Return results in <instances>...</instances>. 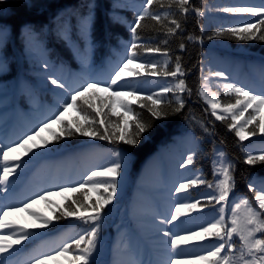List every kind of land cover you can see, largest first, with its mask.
I'll use <instances>...</instances> for the list:
<instances>
[{"label": "trees", "instance_id": "trees-1", "mask_svg": "<svg viewBox=\"0 0 264 264\" xmlns=\"http://www.w3.org/2000/svg\"><path fill=\"white\" fill-rule=\"evenodd\" d=\"M86 3L92 9L90 36L82 33L79 16L70 15L74 9L86 14L83 7ZM262 5L264 0H190L186 14L178 12L175 6L160 9L154 5L151 9L154 13L166 10L174 13L181 28L177 30V35L166 36L165 29L160 25L151 20L144 21L145 26L138 29L141 41L149 47H159L169 55L163 57L149 54L141 48L137 50L136 62L152 61L162 66L167 59L169 70H174L176 58L179 57L185 73L182 78L191 90V94H182L184 109L165 119L153 120L146 109L139 108L138 102L133 103V111L140 114V119L152 121V128L135 148L79 135L53 142L47 148H34L33 153L14 162L20 163L21 167L9 177L7 191L0 192V208L8 210L16 207L9 205V199L17 198L14 192L20 183H31L32 172L35 170L54 164L78 166L82 156L91 154L102 155V161L94 168L99 169L114 162L115 152L120 150L125 157L123 175L113 203L105 209L98 250L92 257L93 264H137L136 258L149 256L147 250H157V245L162 242L166 244L167 264L170 257L175 259L176 256L171 252L170 244L166 243L168 238L163 236L160 229L187 234L219 216L221 205L214 202L209 205L206 200V197L218 194L214 188L207 187L209 183H216L213 161L220 160L218 153L223 152V159L231 164L234 188L230 194V203L247 197L254 204L249 186L255 183L259 187L260 182L264 181V164L257 162L249 165L245 160L248 154L264 153V136L258 134L240 142L235 132L228 128L230 117L224 121L216 120L200 95V90L204 83L203 77L207 76L209 89L217 93L222 104L234 102L235 99L234 95H223V83L234 82L257 94L264 92V41H239L227 33L216 35L226 28L241 27L246 22L258 19L249 14L234 15L218 9ZM142 6L143 0H6L0 3V22L10 25L14 33L5 53L10 70L0 75V146H15L16 142L36 130L42 121L51 117L59 104L68 98V92L56 89L51 85L49 77L64 81L69 90L80 88L86 81L107 84L111 73L129 54L133 38L129 29ZM193 8L200 9L204 14L197 16ZM58 16H62L63 21ZM24 25H31L35 33L29 35L25 31L21 34ZM165 39L168 40L167 44L162 42ZM181 43L185 46L183 50L180 49ZM45 64L48 66L44 67ZM216 71L225 73L227 79L210 75ZM123 83L143 96L173 85L175 79L130 76ZM163 99L174 102L171 93ZM82 107L91 113L86 106ZM43 113L47 114L46 119L33 125L27 124L28 121L36 122ZM73 115L70 112L68 118ZM109 119L113 123L117 122L116 117L109 116ZM19 126L25 128L26 132L12 142L11 132ZM44 135L48 137L47 133ZM193 153V163L187 168L180 167ZM216 168H219L218 163ZM88 174L74 186H78ZM197 178L204 180L205 184L190 187L183 194L174 191L180 182ZM21 193L26 196L18 206L22 207L25 202L31 203L35 199L37 202L30 211L49 219L53 218V213L60 215L58 206L66 209L77 197L83 200L79 192L65 193L52 196L51 203L46 204L39 200L40 194L28 198L25 187ZM89 195L90 202H95L96 193ZM197 200L201 201L202 211L181 217L173 224L159 223L160 219L169 216L161 215L160 208H167L172 213L177 203ZM226 217L229 220L231 218L227 209ZM238 218L243 225L246 218L243 207L238 210ZM9 219L28 227L33 234L25 244L16 246L15 254L11 257L15 264H31L35 256L75 238L88 227L74 217L53 219V223L46 229L32 228L31 225L37 222L23 212L10 215ZM233 239L239 249V237L234 236ZM215 243L212 240L203 246L188 245L183 256L187 258L200 254ZM27 255H31L28 260ZM235 255L238 256L239 251Z\"/></svg>", "mask_w": 264, "mask_h": 264}, {"label": "snow or ice", "instance_id": "snow-or-ice-1", "mask_svg": "<svg viewBox=\"0 0 264 264\" xmlns=\"http://www.w3.org/2000/svg\"><path fill=\"white\" fill-rule=\"evenodd\" d=\"M6 0H0L4 3ZM190 0H143V6L138 11L133 24L130 26L132 41L129 54L125 60L111 73L107 84H100L97 81H86L80 88L69 90L64 81L55 77H49L51 85L56 89H63L68 92V98L59 104L57 110L51 117L41 122L37 129L26 138L16 142L15 146H0V192L7 191L10 183L9 177L21 167L22 157L33 153L34 148H47L53 142L61 139L71 138L75 135L90 137L96 140L108 141L110 143H120L131 148H135L141 138L152 128V121H145L139 118V113H135L132 108L133 103L138 102L141 109H146L153 120L167 118L170 114L179 113L185 107L182 94L191 90L187 87L182 78L185 73L182 71L179 57L176 58L174 70H169L168 60L163 61L162 66L156 62L146 61L137 63L138 49L143 48L149 54H159L168 57L169 53L159 47H149L141 41L138 29L145 25L146 20L154 21L157 25L165 29L166 36L177 35V30L181 28L175 14L169 11L152 12L154 5L160 9H171L175 6L178 12L186 14L189 11ZM84 10H73L70 15L79 16L81 31L85 36H90L92 29V9L90 4H85ZM197 16L203 15V11L193 8ZM218 11L230 14H249L257 17L255 22H246L241 27H230L216 35L229 34L239 41H264V5L260 7H223ZM58 19L63 21L62 16ZM27 32L29 35L35 33L31 25H24L21 34ZM63 31V24L61 26ZM13 29L7 23L0 22V75L7 73L10 69L6 61L5 53L9 40L13 36ZM189 39H192L189 37ZM212 39V37H209ZM164 44L168 43L165 39ZM184 44H180V49H184ZM48 65L45 64L44 67ZM134 66V67H130ZM134 69H139L135 71ZM215 77H227L225 73L216 71L210 73ZM135 76H163L172 77L175 83L164 87L159 92L150 95H138L135 90L127 88L123 83L128 77ZM203 85L200 95L211 109V115L218 121H224L230 117L228 128L235 132V136L240 142L248 140L258 134L264 136V92L259 94L238 86L236 83H223L224 96L235 97L234 102L221 103L216 92H211L208 87V77H203ZM171 93L172 100L165 101L164 96ZM209 95L211 98H209ZM99 103H96V102ZM90 109L92 115L84 109ZM107 109L108 111H105ZM251 110V111H249ZM74 113L72 118H68L69 113ZM227 114V115H224ZM247 114V115H246ZM109 116L116 117L117 122L113 123ZM97 117L99 119H97ZM203 127V125H201ZM205 131L207 129L205 128ZM45 133L48 137L45 138ZM6 147V150H5ZM193 154L189 155L184 163L180 165L187 168L193 163ZM220 160L213 161L215 184H207V187L214 188L218 194L206 197L209 205H221L219 216L198 230H191L187 234L173 233L171 229L162 231L167 237V244L176 258H169L167 264H264V181L257 187L255 183L250 184L249 191L253 193V200L244 197L237 202L230 203V194L234 188V177L231 171V164L227 163L223 157L224 153H218ZM116 160L110 165L93 169L89 172L78 186H64L60 191H47L39 195V200L50 204V198L55 195L65 193H81L83 200H72L66 209L58 206L60 215L53 213V218H45L42 215L31 212L30 209L37 201L32 199L31 203L25 202L23 206L11 207L8 210L0 208V264H15L11 259L15 254L16 246L29 241L32 233L28 227L19 225L9 219L10 215L23 212L31 216L37 223L31 225L32 228L46 229L53 223V219L74 217L88 227L75 238L62 242L56 248L35 256L31 264H93V254L97 252L100 241L101 221L107 206L111 205L117 195L119 180L123 175L124 155L120 150L115 152ZM257 162L264 164V153L260 155L248 154L245 163L249 165ZM217 163L219 168H216ZM222 177V178H221ZM205 184L201 179H190L187 182H180L174 188L176 193H185L190 187ZM89 193H96L95 202L91 201ZM67 197L65 203H67ZM201 201L179 202L174 206V211L162 219L161 225L173 224L181 217L189 216L193 212H200ZM244 208L246 218L241 225L238 218V210ZM226 209L230 211V220L226 217ZM259 234V235H258ZM234 236L239 237L240 247L237 249ZM216 241L210 249L196 254L192 257H184L183 252L186 246L196 244L203 246L205 242ZM239 251V255L235 253Z\"/></svg>", "mask_w": 264, "mask_h": 264}, {"label": "rangeland", "instance_id": "rangeland-1", "mask_svg": "<svg viewBox=\"0 0 264 264\" xmlns=\"http://www.w3.org/2000/svg\"><path fill=\"white\" fill-rule=\"evenodd\" d=\"M101 161L102 155L91 154L81 157L79 170H76L75 166L71 167L69 165L57 168L56 170H52L51 167L44 168L37 174V178L32 182V188L29 189V192L32 195L35 194V192L39 193L41 190L51 185H56L58 183H73L77 179L82 178L86 172L94 169ZM160 247H165V243ZM159 253H163V251L160 250Z\"/></svg>", "mask_w": 264, "mask_h": 264}]
</instances>
